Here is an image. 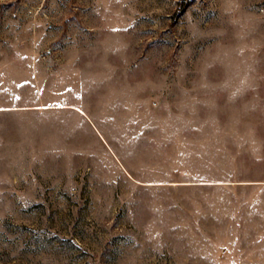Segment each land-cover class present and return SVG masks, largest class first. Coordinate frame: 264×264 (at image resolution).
Returning a JSON list of instances; mask_svg holds the SVG:
<instances>
[{
    "label": "rangeland",
    "instance_id": "374dc122",
    "mask_svg": "<svg viewBox=\"0 0 264 264\" xmlns=\"http://www.w3.org/2000/svg\"><path fill=\"white\" fill-rule=\"evenodd\" d=\"M0 264H264V0H0Z\"/></svg>",
    "mask_w": 264,
    "mask_h": 264
}]
</instances>
